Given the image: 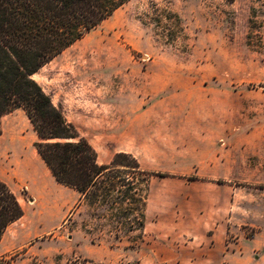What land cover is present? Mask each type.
I'll use <instances>...</instances> for the list:
<instances>
[{"label": "rangeland", "instance_id": "374dc122", "mask_svg": "<svg viewBox=\"0 0 264 264\" xmlns=\"http://www.w3.org/2000/svg\"><path fill=\"white\" fill-rule=\"evenodd\" d=\"M169 14L178 16L181 31L165 44L154 33L171 29ZM33 80L92 146L99 164L123 152L142 169L169 175L165 171L172 168V158L165 157L163 146L158 151L157 128L165 134L194 120L214 130L231 129V141L253 146L256 178L235 182L238 199L248 211L264 199V0H129ZM193 108L216 113L190 117ZM37 140L22 110L0 119V180L24 210L3 234L0 264H74L81 259L97 264H228L213 257L211 238L187 244L180 230L171 236L173 230H158L150 220L154 194L166 187L167 177L150 178L140 240L131 232L117 241L104 226L99 239L93 233L91 244L84 231L101 222L92 220L85 206L70 214L77 194L47 172L33 148ZM39 194L43 199L34 201ZM243 209L238 217L244 216ZM238 229L226 240L254 232Z\"/></svg>", "mask_w": 264, "mask_h": 264}, {"label": "trees", "instance_id": "16d2710c", "mask_svg": "<svg viewBox=\"0 0 264 264\" xmlns=\"http://www.w3.org/2000/svg\"><path fill=\"white\" fill-rule=\"evenodd\" d=\"M128 1L0 0V119L15 110L23 111L37 136L33 148L40 160L57 184L77 193L70 214L85 206L89 217L101 222L84 231L91 244L95 243L93 233H99L95 236L99 239L104 226H109L107 232L117 241L120 234L131 232L140 240L150 178L169 175L146 171L123 152L115 153L108 164H99L92 146L33 77ZM166 19L171 29L154 35L168 44L181 31V24L174 14ZM23 214L16 195L0 180V240ZM74 264L97 263L81 259Z\"/></svg>", "mask_w": 264, "mask_h": 264}, {"label": "crops", "instance_id": "0c3cea01", "mask_svg": "<svg viewBox=\"0 0 264 264\" xmlns=\"http://www.w3.org/2000/svg\"><path fill=\"white\" fill-rule=\"evenodd\" d=\"M190 100L196 106V100ZM190 113V117L213 116L216 110L193 108ZM189 123V126L166 129L165 134L163 128H157L156 147L158 151L164 147V155L172 158L173 166L165 171L171 177H167L166 187L154 194L150 220L158 230H173L168 235L180 230L187 244L211 238L213 257L228 264H264V199L260 204L249 205V211L243 209L245 203L238 199L240 188L235 184L256 178L250 160L253 146L231 141L227 134L235 132L229 128L214 130L196 125L194 120ZM47 172L50 174L48 169ZM150 197L149 190L147 205ZM41 199V194L34 197V201ZM242 209L244 216L238 217ZM241 227L254 230L251 239L238 233L226 240L227 235L235 234ZM231 246L230 251L226 250Z\"/></svg>", "mask_w": 264, "mask_h": 264}, {"label": "built area", "instance_id": "2783aa9c", "mask_svg": "<svg viewBox=\"0 0 264 264\" xmlns=\"http://www.w3.org/2000/svg\"><path fill=\"white\" fill-rule=\"evenodd\" d=\"M253 234H254V232L253 231H248V233H247V235L249 236V237H252L253 236Z\"/></svg>", "mask_w": 264, "mask_h": 264}]
</instances>
